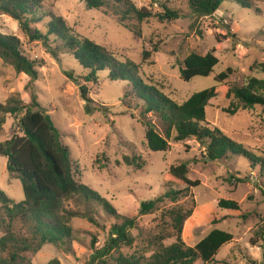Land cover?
<instances>
[{"label": "rangeland", "instance_id": "obj_1", "mask_svg": "<svg viewBox=\"0 0 264 264\" xmlns=\"http://www.w3.org/2000/svg\"><path fill=\"white\" fill-rule=\"evenodd\" d=\"M252 7H244L235 0L223 2L211 15L193 13L189 0H132L148 16L143 20L130 17L121 20L120 10L114 2L101 8H90L85 0H45L44 7L62 15L68 24L83 36L105 46L120 60H131L141 66L143 78L161 89L179 103L197 91L216 84L219 73L232 69L228 84H246L251 77L264 79V0H248ZM167 6L175 15L165 16ZM48 20V19H47ZM35 23L46 31L45 23ZM0 31L19 38L23 52L36 59L39 77L34 91L41 106L51 114L61 130L64 143L71 149L76 177L108 199L122 216L137 218L131 230L132 246H124L125 254L151 256L161 246L176 242L175 230L167 211L182 207L193 209L185 222L181 237L186 245L194 246L213 229L231 232L234 238L221 247L212 262L201 259L193 264H264V165L243 156L211 161L204 148L194 138L176 141L170 138V149L152 151L146 140V127L141 122L143 102L133 96L125 98L127 81L111 80L107 71L98 73L97 81L81 79L86 70L69 53L54 57L43 41H31L21 30L17 20L0 14ZM222 38L217 52L219 64L209 76H196L186 81L181 76L184 59L192 52L205 54L216 40ZM55 46L60 41L54 37ZM145 52H149L148 57ZM65 71H73L78 82ZM31 77L17 72L15 67L0 57V102L6 103L17 96L31 102ZM88 87L93 99L91 112L82 98L80 85ZM238 102L232 99H212L207 106L210 127H219L226 135L252 152L264 156V106L240 108L228 112ZM150 119L162 132L159 119ZM18 120L7 116L0 132V140L20 133ZM163 133V132H162ZM137 164L128 165L125 156ZM186 163L188 176L200 180L188 196L173 201L163 197L170 189H184V185L169 180L172 165ZM242 178L243 181H238ZM0 189L14 201L25 198L20 179L10 174L7 158L0 155ZM163 197L157 208L141 214V203ZM220 199L236 200L240 210L219 207ZM69 207H76L72 201ZM98 225L83 217H74V241L66 250L44 244L38 251H27L20 264H48L58 259L62 264H88L94 252L93 239L102 247L111 225L119 221L104 209L95 207ZM1 213V202H0ZM243 215H246L245 217ZM18 228L24 234L22 224ZM0 231V238L4 235ZM251 239H256V244Z\"/></svg>", "mask_w": 264, "mask_h": 264}, {"label": "trees", "instance_id": "obj_2", "mask_svg": "<svg viewBox=\"0 0 264 264\" xmlns=\"http://www.w3.org/2000/svg\"><path fill=\"white\" fill-rule=\"evenodd\" d=\"M90 8H101L114 2L122 9L121 20L136 17L143 20L148 15L138 9L132 0H85ZM227 0H189L193 13L211 15L216 13ZM244 7L251 8L248 0H235ZM45 0H0V14H7L18 21L23 33L31 40H41L54 56L69 53L86 70L80 78L87 82L97 81L100 71H107L111 80L127 81L125 98L133 96L143 102L141 122L146 127V140L152 151L170 149V138L174 134L176 141H184L194 137L204 148L208 160H222L234 156H243L253 162L264 165V156L259 157L226 135L219 127H210L207 121V106L212 99L235 98L238 102L232 114L240 108L264 106V79L251 77L246 84H228L227 80L232 69L219 73L216 84L192 93L184 102L179 103L165 94L156 85L147 82L141 75V66L131 60H120L105 46L79 33L68 24L62 15L47 11ZM165 16L171 18L174 12L165 5ZM48 19V20H47ZM45 23L46 31L33 27L35 23ZM60 41L53 47L50 38ZM222 38L205 54L190 53L184 59L181 76L189 81L196 76H209L219 64L217 52L222 48ZM149 52H145L148 57ZM0 57L11 63L17 72H24L31 77L32 99L25 103L13 96L6 103L0 102V132L8 115L14 116L18 122L20 133L0 140V155L7 158V169L20 179L25 198L16 202L0 189V264H20L24 260L23 253L38 251L44 244H52L66 250L71 249L74 241V229L71 221L74 217H83L98 225L95 207L119 221L114 222L107 240L102 247H97V239H93V249L88 264H193L201 259L212 262L222 246L231 242L234 235L226 230L215 228L194 246L186 245L181 234L185 222L190 218L193 209L182 207L167 211L175 230L176 242L161 246L151 256L145 257L136 253L125 254L124 246H132L134 236L131 230L137 225V218L122 216L113 204L98 191L81 182L76 177V169L71 149L63 141L61 130L56 126L52 116L40 104L34 91V81L39 77V62L26 55L17 36L4 34L0 31ZM264 71V63L261 65ZM66 75L78 82L73 71H65ZM82 98L87 102V111L91 112L93 99L89 96L88 87L80 85ZM155 115L162 126V132L150 119ZM128 165L137 164L130 156H125ZM137 166H139L137 164ZM189 167L186 163L172 165L169 177L165 179L175 184L184 185V189H170L163 197L173 201L188 196L191 188L200 186V180L188 176ZM243 181L242 178H237ZM141 203V214H147L157 208L162 200ZM74 202L76 207L67 203ZM219 207L226 210H240V204L232 199H220ZM244 217L246 215H243ZM18 224H22L27 234L21 232ZM253 244L258 241L251 239ZM264 245V244H263ZM48 264H62L58 259Z\"/></svg>", "mask_w": 264, "mask_h": 264}]
</instances>
